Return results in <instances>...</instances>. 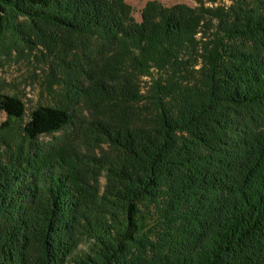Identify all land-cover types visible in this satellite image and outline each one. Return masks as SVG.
Wrapping results in <instances>:
<instances>
[{
    "label": "trees",
    "instance_id": "1",
    "mask_svg": "<svg viewBox=\"0 0 264 264\" xmlns=\"http://www.w3.org/2000/svg\"><path fill=\"white\" fill-rule=\"evenodd\" d=\"M0 0V264H264V0Z\"/></svg>",
    "mask_w": 264,
    "mask_h": 264
},
{
    "label": "rangeland",
    "instance_id": "2",
    "mask_svg": "<svg viewBox=\"0 0 264 264\" xmlns=\"http://www.w3.org/2000/svg\"><path fill=\"white\" fill-rule=\"evenodd\" d=\"M133 8V15L141 21V11L148 0H126ZM165 5L185 3L197 5L195 0H159ZM219 3L229 4L230 0H218ZM44 66L34 55H19L12 53L0 58V90L7 94H18L26 103L29 110L40 103H50L48 95L43 91ZM6 115L0 112V124Z\"/></svg>",
    "mask_w": 264,
    "mask_h": 264
}]
</instances>
